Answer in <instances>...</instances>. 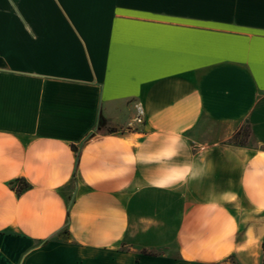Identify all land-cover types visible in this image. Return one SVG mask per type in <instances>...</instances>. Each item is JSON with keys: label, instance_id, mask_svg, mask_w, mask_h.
<instances>
[{"label": "crops", "instance_id": "obj_1", "mask_svg": "<svg viewBox=\"0 0 264 264\" xmlns=\"http://www.w3.org/2000/svg\"><path fill=\"white\" fill-rule=\"evenodd\" d=\"M0 264H264V0H0Z\"/></svg>", "mask_w": 264, "mask_h": 264}, {"label": "trees", "instance_id": "obj_2", "mask_svg": "<svg viewBox=\"0 0 264 264\" xmlns=\"http://www.w3.org/2000/svg\"><path fill=\"white\" fill-rule=\"evenodd\" d=\"M12 185H13V188L17 186L16 190H17L18 195H20L22 192L26 191L29 188V186L24 181H16ZM64 234L67 236L68 232L65 231Z\"/></svg>", "mask_w": 264, "mask_h": 264}, {"label": "rangeland", "instance_id": "obj_3", "mask_svg": "<svg viewBox=\"0 0 264 264\" xmlns=\"http://www.w3.org/2000/svg\"><path fill=\"white\" fill-rule=\"evenodd\" d=\"M62 239H63V240H65V239H66L65 235H64V236L62 235Z\"/></svg>", "mask_w": 264, "mask_h": 264}, {"label": "built area", "instance_id": "obj_4", "mask_svg": "<svg viewBox=\"0 0 264 264\" xmlns=\"http://www.w3.org/2000/svg\"><path fill=\"white\" fill-rule=\"evenodd\" d=\"M137 122H138V123H141V120H140V119H137Z\"/></svg>", "mask_w": 264, "mask_h": 264}]
</instances>
